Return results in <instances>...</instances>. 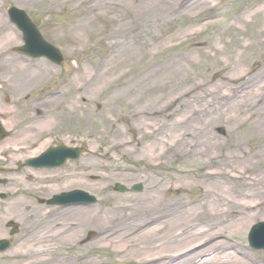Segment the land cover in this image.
<instances>
[{"label":"rangeland","instance_id":"374dc122","mask_svg":"<svg viewBox=\"0 0 264 264\" xmlns=\"http://www.w3.org/2000/svg\"><path fill=\"white\" fill-rule=\"evenodd\" d=\"M215 1L226 4L225 14L195 26L199 33L182 35L180 29L199 24L206 14L167 16L165 22L153 21L148 34L156 38L153 46L129 50L140 54L137 57L125 58L120 52L110 59L113 55L105 41L112 30L119 28L122 34L134 36L146 25H129L130 0H115L120 6L107 13L101 3L109 0H0V119L9 132L0 140V166L15 170L8 176L10 187L5 189L12 201H7L8 206L0 202V226L5 230L0 240L13 241L10 250L0 254V264L13 262L12 254L21 249L20 241L28 235V224L70 220V211L61 212L59 207L49 210L42 206L33 211L31 205L57 190L80 187L97 196L98 203L87 208L94 221L103 220L118 203L173 206L178 198L193 203L207 187L193 175L212 167L207 160L185 156L181 149L205 136L218 140L238 157L261 160L245 175L264 177V133L257 128L264 123V35L257 40L248 34L259 27L264 14L262 11L259 17L249 16L243 22L234 20L237 13L256 7L261 0ZM10 6L25 10L44 38L60 49L65 58L62 65L15 51L23 36L9 20ZM122 13L125 17L120 19ZM9 31L14 41H1ZM44 68L48 71L44 79L20 83L21 78L38 75ZM241 68L247 72L240 73ZM196 85L202 88L193 90ZM185 113L191 117L175 123ZM43 116L48 122H43ZM25 134L35 136L36 144L16 150ZM180 139H185V144L179 147L176 142ZM56 143L84 144L81 170L74 172L70 166L61 174L44 175L19 168L27 157ZM255 149H260L258 154ZM114 163L127 168L110 167ZM138 182L144 185L142 192L115 189L117 183L130 188ZM262 192L264 195V189ZM237 198L257 200L252 195ZM23 204L30 206L14 210ZM166 221L160 216L151 226ZM260 221H264V213L220 256L232 253L246 264H264V250H255L248 240L251 227ZM86 236L95 237L91 233ZM225 237L166 252L160 258L126 257L110 246L97 245L66 254L72 258L93 254L109 264H179L189 257L195 258L190 264H201L217 254L214 245ZM58 255L55 252L56 258Z\"/></svg>","mask_w":264,"mask_h":264},{"label":"bare ground","instance_id":"6f19581e","mask_svg":"<svg viewBox=\"0 0 264 264\" xmlns=\"http://www.w3.org/2000/svg\"><path fill=\"white\" fill-rule=\"evenodd\" d=\"M89 1L96 2V0ZM109 1L108 4L101 3L105 6L104 11L106 13L113 12L120 6V4L115 3V0ZM130 1L132 13L130 14V24H128L138 27L143 22L146 25L139 28L140 30L134 36L122 34L119 32L121 31L119 28L112 30L113 32L107 35V41H105L110 49V54L113 55L110 59L120 52H124L125 58L137 57L140 54L129 53V50L153 46L156 43V38L151 39L148 36L152 33L153 21L165 22L167 16H185L191 12L206 14L197 25L192 23V25L181 26L182 35L197 34L199 30L194 28L195 26L201 27L204 25L202 23L211 17L223 16L226 6V4L219 5V2L215 0ZM261 12L264 14V0L259 1L254 8H246L241 13H237L234 20L243 22L248 20L249 16L259 17ZM122 17H125L124 13L120 14V19ZM248 34L257 40H261L258 38L264 35V16L260 18L259 27L255 26ZM14 39L13 34L9 31L2 37L1 41L12 42ZM252 44L254 43L252 42ZM247 48L248 45L244 47V49ZM243 54L244 52L241 55ZM245 72H247L245 69H240V73ZM47 73L48 71L44 68L39 71L38 75L21 78L20 83L24 85V82L36 81L39 78L44 79ZM90 79L91 77H89ZM200 88H202L201 85H196L193 90L198 91ZM171 102L174 103L173 100ZM191 114L193 116L194 111H191ZM191 116L185 113L175 123H184L186 118ZM42 120L48 122L44 116ZM44 127L48 129L47 126ZM257 128L263 130L264 133V123L258 124ZM208 137L210 136H205L199 142L187 144L185 150L181 149L185 156H196L202 161L207 160L212 167L203 173L193 175L195 179L207 186L202 196L193 203L190 204L184 198H178L174 201L173 206H145L141 204L127 206L118 203L111 206L104 219L99 221H94V217L91 216L88 212L89 209L85 206L69 207L64 210L60 208L59 211L61 212L70 211V220L28 224L25 229L28 235L20 241L21 249H14L12 257L15 259L11 264H53L56 261L60 264H109L105 258L93 254L83 253L74 258L66 254L72 249L80 251L96 245L110 246L113 251L124 254L126 257L160 258L166 252L187 250L201 242L205 243L211 238L222 236L226 237L214 245L218 249L217 254H214L212 258H206L201 264H246L243 259L235 257L232 253L223 255V257L220 256V253L224 249L234 246L237 238L244 235L251 221L264 213V195L262 194L264 177L257 178V174L251 175L250 173L245 175L248 173V169L260 164L261 160L253 162V159L238 157V155L232 154V151H226L218 140H212ZM35 144V136L25 134L17 142L15 149L20 150ZM183 144H185V139L176 142L179 147ZM260 147L262 148L263 145ZM255 150L258 154L260 149ZM235 161L237 165H235ZM110 167L115 169L127 168L115 163ZM248 195L257 196V200L243 202L237 198H244ZM189 204L190 206H188ZM23 206L30 205L14 206V210L18 211ZM33 208L35 212L42 206L34 205ZM168 210H171V214H166ZM160 216L167 218V224L161 222L151 226V222ZM53 217L55 218V216ZM3 232L5 230L0 226V234ZM90 233L95 235L93 239L86 236ZM55 252L59 253L58 258L55 257ZM193 260L195 258L189 257L178 262L179 264H190V261Z\"/></svg>","mask_w":264,"mask_h":264},{"label":"water","instance_id":"95a60500","mask_svg":"<svg viewBox=\"0 0 264 264\" xmlns=\"http://www.w3.org/2000/svg\"><path fill=\"white\" fill-rule=\"evenodd\" d=\"M10 18L17 26L24 32V38L26 44L20 48L19 51L32 56H48L54 61L60 62L62 57L57 49L52 45L47 44L43 41L39 33L35 30L34 26L29 22L27 15L15 8L12 7L9 10ZM2 136L5 135L3 129L0 128ZM78 150L71 149L64 145H60L57 148L50 149L41 159L40 165L42 166H57L64 164L68 158H77ZM116 189L120 191H126L127 188L124 185L117 184ZM134 190H141L142 185L137 184L133 187ZM86 196L85 198L83 196ZM83 199H88V201H96V198L88 196L82 191H74L71 193L64 194L59 197V203H76L81 202ZM251 244L256 248H264V222L259 223L254 226L250 235ZM3 243V242H2ZM8 246L7 242H4L2 249H5Z\"/></svg>","mask_w":264,"mask_h":264},{"label":"flooded vegetation","instance_id":"af4514ba","mask_svg":"<svg viewBox=\"0 0 264 264\" xmlns=\"http://www.w3.org/2000/svg\"><path fill=\"white\" fill-rule=\"evenodd\" d=\"M0 197L5 198L6 197V194L0 191ZM36 205H39V206H49V205H47L45 203H41V202H39V204H36ZM32 206H34V205H32Z\"/></svg>","mask_w":264,"mask_h":264}]
</instances>
